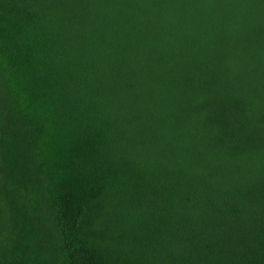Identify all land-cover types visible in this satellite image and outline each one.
<instances>
[{"label":"trees","instance_id":"obj_1","mask_svg":"<svg viewBox=\"0 0 264 264\" xmlns=\"http://www.w3.org/2000/svg\"><path fill=\"white\" fill-rule=\"evenodd\" d=\"M0 264H264V0H0Z\"/></svg>","mask_w":264,"mask_h":264}]
</instances>
